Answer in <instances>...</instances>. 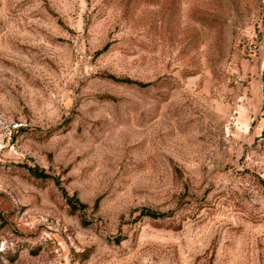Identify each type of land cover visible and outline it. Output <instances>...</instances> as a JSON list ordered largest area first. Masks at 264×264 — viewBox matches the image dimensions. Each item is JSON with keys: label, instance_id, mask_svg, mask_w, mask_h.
Returning <instances> with one entry per match:
<instances>
[{"label": "rangeland", "instance_id": "374dc122", "mask_svg": "<svg viewBox=\"0 0 264 264\" xmlns=\"http://www.w3.org/2000/svg\"><path fill=\"white\" fill-rule=\"evenodd\" d=\"M0 264H264V0H0Z\"/></svg>", "mask_w": 264, "mask_h": 264}, {"label": "trees", "instance_id": "16d2710c", "mask_svg": "<svg viewBox=\"0 0 264 264\" xmlns=\"http://www.w3.org/2000/svg\"><path fill=\"white\" fill-rule=\"evenodd\" d=\"M69 204L72 206L73 209H76V206L75 205H73L72 203H69ZM81 207L82 208H85V205H81Z\"/></svg>", "mask_w": 264, "mask_h": 264}]
</instances>
